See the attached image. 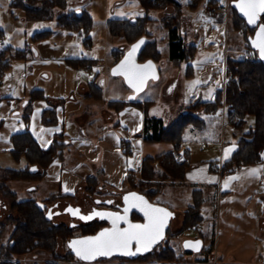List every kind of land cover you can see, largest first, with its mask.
I'll return each instance as SVG.
<instances>
[{
    "label": "rangeland",
    "instance_id": "374dc122",
    "mask_svg": "<svg viewBox=\"0 0 264 264\" xmlns=\"http://www.w3.org/2000/svg\"><path fill=\"white\" fill-rule=\"evenodd\" d=\"M17 1L18 0H0V31L5 40L4 45L0 46V48L10 49V54L12 56H16V52L24 54V56L20 58H10L9 68L0 75V91L11 103L9 105L13 108L12 112H17L20 115L23 114L22 107L23 104L29 100L30 91L42 89L44 90L43 93L45 96H49L57 105L64 107L65 127L67 128L68 124L72 123V131L69 129V133L72 134L70 138H99L100 133L107 128V124L104 121L103 110L107 108L108 100L122 98L124 95L123 91L127 90V92H130L129 89H126L127 87H125L122 77L113 76L110 73L111 65L114 62L112 54L115 50L119 49L121 44L127 46L128 44H126L124 39H107L106 37L105 40L104 17L101 11L103 0H93L94 8L92 12L93 16L92 18L90 17L91 31L89 34L83 29L79 31L65 28L61 29L58 27L59 22L54 20L55 18L39 20L30 24V21L33 20L28 19L26 9L22 6L23 4ZM192 1L193 0H175L176 6H178L179 10L182 12L180 33L184 36L183 28H188L186 42L187 44L193 45L195 49L193 56L188 61H183L179 65H172L168 59V32L162 24L164 18L174 14L176 10L174 7H167L162 10L148 13L152 21L147 24V29L159 42V51L162 54V60L157 65L160 74L157 80H149L146 89L135 98L141 102H153L150 112L156 117H159L166 126L173 123L182 113H185V107L188 106L190 102L194 101L193 98L188 96L185 88L193 84L185 77L188 64H191L199 74V69L205 64L210 63L215 72V87L216 89H220L219 87L223 86H221V81L223 82L224 80L223 70L227 57L252 61L244 59V55L246 56V54L251 58L253 56L246 41L248 37L252 36V32L244 26H241L239 30L233 29L231 25L233 12L230 8V2L232 0H202L195 6L192 5ZM65 2V7H68V9L72 10V14H75L74 18L79 19L81 14L85 17L86 13H88L83 9L85 2L88 3V0H65ZM215 2H217V4ZM228 4L227 21L225 17L223 21L219 22H217L219 17L212 19L206 18L204 12L205 7L217 5L224 6ZM36 6L37 5H35V7ZM56 10L63 9L56 8ZM139 10H141V8ZM69 15H60L59 13L58 18L60 17L62 19ZM25 17L27 18L25 19ZM183 19L187 21L186 25L182 24ZM40 34L44 35L41 36L40 39H35L36 35ZM87 37H89V41ZM106 51H109L108 58H110V62L108 63L106 58H104L106 57ZM118 51L120 52L123 50ZM89 53L93 54L95 58H98L100 62L97 63H102L101 65H105V67L98 66L99 64L96 63L84 68L81 66L74 68V66L69 63L72 60L84 59ZM70 65H72L73 68ZM67 66L74 69V71H78L74 79L66 73L68 69ZM73 80L77 81V85L81 82L88 83L93 80L101 83L104 100L101 102L85 101L78 88H73ZM204 99L209 101L215 100V98ZM223 108V118L221 114L218 113L211 116L208 123V130L203 132L202 139H198L199 143L197 145L200 148L205 146V143L208 141L213 142V140L219 138L220 135H223L226 143L239 139V133H235L233 126L230 125L228 121L225 106ZM111 112L116 118V114H114L113 111ZM84 115L88 117V121L82 124L83 122H80L82 121L80 118ZM252 124L253 118L249 117L248 123L243 130H247ZM193 140L197 141V139ZM262 161L264 162V148L261 152V161L258 163L261 164ZM26 165L27 164L24 165V161H22V164H17L8 157V155H4L0 158V175L4 173V169H23ZM65 165L70 169L67 162H65ZM234 172L225 173L223 175L218 173L217 188L214 187L212 192H210L204 206L205 215L214 212L218 205H223L228 201V198H225L226 195L223 196L222 202L218 199V191L221 190L222 180H224L225 188L232 186L231 189L234 191L246 185L248 182L247 178H242L241 176L234 177ZM27 182L29 183V181H14L8 183L9 188L18 194V200L20 201L33 198L37 201L42 199L44 201V198L48 197L46 195H50L53 191L52 189H45L38 194H32L25 188L28 184ZM261 187L264 188V181ZM173 192L172 189H168L164 191L162 198L156 195L151 198V200L148 199L151 202L156 201L171 209L172 207L183 209L187 207L188 203L192 202L190 191L188 192L187 190L188 193L185 192V194L179 196ZM85 195L88 194L84 192L77 193V197H74L75 200H73V203L81 204L86 208L83 199ZM109 195L111 194L108 191L103 190L97 191L91 196L106 197ZM115 195H118V192L115 193ZM0 198L4 204L10 207L12 202L10 198L4 197L2 193L0 194ZM5 211L6 210H0V221L4 220ZM176 218L173 224H170L165 240L155 249L160 247L173 249L176 256L184 257V259L179 262H145L143 260H138L139 258L133 261L122 258H112L109 260L99 259L97 262L90 264H190L191 262L187 261L190 258H200L204 255L209 249V244L206 240L202 251L191 254L186 253L187 251L183 249V242L186 239H193L196 237L197 231L192 232L186 230L177 235V232L182 229V223L180 222L179 216ZM81 226L73 230V236L82 235ZM12 231L13 225L8 224L0 237V248L10 240ZM67 251L68 249L65 242L58 247V257L56 256L57 258L55 260L50 254L42 250H35L26 255H16L12 258L22 260L17 264H83L75 259L67 258ZM185 257L188 260H185Z\"/></svg>",
    "mask_w": 264,
    "mask_h": 264
},
{
    "label": "crops",
    "instance_id": "0c3cea01",
    "mask_svg": "<svg viewBox=\"0 0 264 264\" xmlns=\"http://www.w3.org/2000/svg\"><path fill=\"white\" fill-rule=\"evenodd\" d=\"M17 2L20 4L24 2V5H30L28 0H18ZM93 8V0H88V3L85 2V6L83 7L84 11L88 12L87 14L91 18L93 16ZM139 9L140 5L136 0H103L101 11L104 17L105 40L106 37L107 39L115 38L125 40L121 36H112L109 34L107 27L108 21L126 20L133 22L135 18L143 17L144 15V12ZM59 13L60 15H69L72 14V10L67 7L63 10L54 11V20L58 21ZM218 17L217 22L223 21L221 15ZM34 22L30 21V24ZM182 24L186 25L187 21L183 19ZM58 27L62 29L60 24ZM183 29L185 35L183 36L182 33L181 35L186 42L188 28L185 27ZM151 39L156 40L159 51V42L152 34ZM128 48L129 46L121 44L119 49L115 51L123 50L125 52ZM104 49L106 50L105 47ZM35 53L37 54L36 51ZM159 53L161 58L155 62L156 66L162 60V54L160 51ZM105 55L106 57L104 58H106L107 63L110 62V58H108L109 51ZM114 55L113 53V61ZM167 55L169 59V41ZM84 59L94 61L92 64L100 62L98 58H95L90 53ZM169 61L174 65L170 59ZM97 64H99L98 66H102V63ZM70 66L73 68L72 65ZM102 67H105V65ZM72 68L68 67L66 73L74 79L78 71H74ZM158 71L160 74L159 69ZM225 76L226 60L223 79ZM185 77L190 83H193L185 87L188 96L194 100L189 105L198 102H213L214 100L209 101L204 98H216L218 91L222 90V87H219L220 89H216L215 87V72L210 63L201 67L199 74L191 64H188ZM88 83L81 82L77 85V81L73 80L72 86L73 88H78L84 100L87 102H101L104 100L103 89L101 83L98 82L102 90V99L96 101L86 97ZM222 85L223 82L221 81ZM125 87L127 86L125 85ZM126 89L129 88L127 87ZM39 90L44 91L42 89ZM129 91H123L124 95L122 98L108 100L107 108L103 110L107 128L96 139L81 137L75 139L70 138L72 134L69 132L72 131V123H69L67 128L65 127L64 107L57 105L54 100L49 96H45L44 93L43 99L33 100L31 102L29 106L30 110L27 112L29 117L28 120H25L24 115L27 111L25 109L28 101L23 104V114L20 115L17 112H12L13 108L9 105L11 103L0 91V158L8 155L17 164H22V161H24V165L28 164L25 157L16 159L12 154L14 147L12 136L15 134L26 132L43 150L50 148L53 140L58 138L61 146L58 148L55 158L45 169L38 170L39 178L33 180V182H27L28 184L25 188L28 192L38 194L45 189H52V193L46 195L48 197L55 194L74 195L80 192L85 193L84 190L87 188V180L89 178H95L98 181L99 191L115 190L122 193L130 191L129 184H126L125 181L128 173L134 172L140 175L142 162L146 157H157L173 151V143L166 140H150L153 129L151 127L145 128L143 110L145 103H151L147 109L148 116L150 118H160L150 112L153 102H141L136 98L129 99V97H132V91L130 89ZM72 99L75 100L74 98ZM119 103H122V105ZM137 104L140 106H137ZM188 106L185 107V113H187ZM111 111L116 114V118ZM185 113H182L168 126L162 121L163 127L169 128ZM217 113L221 114L223 118L224 108L216 112H208L205 111L204 107H200L197 111H193L194 116L201 120V122L197 125L188 124L183 128L180 148L177 151H173V154L175 152H181L184 158V161H175L178 164L184 163L185 165L183 180L168 183L157 196L162 198V194L168 189H172L174 191L173 193L177 196L190 191L192 202L188 203L186 208H170L176 213V217H180L181 223L183 221L182 213L193 206L194 196L202 200L200 231L203 237L200 238L202 240V248L200 251L203 250L206 240L209 244V249L200 258H190L188 260L185 257V260H188L187 262H191L190 264H264V188L261 187L264 181L263 161L261 164L255 163L235 170L234 177H246L248 180L246 185L241 189H235L234 191L231 189L232 186L225 188L224 180H222L221 190L218 191V199L222 202L223 196L226 195L225 198H228V201L223 205H218L214 212L204 214V206L208 200V196L214 187L217 188L218 172L211 166L212 163L224 164L237 149V140L235 139L236 141L233 140L226 143L223 135L215 138L213 142H206L205 146L201 148L197 145L199 143L198 139L203 138V132L208 130V123L211 116ZM80 119L82 120L80 122H83L82 124L88 121L86 115ZM193 139H197V141ZM65 162L70 166V169L65 165ZM153 165L157 170L159 169L158 161H155ZM26 167L24 166L23 169ZM252 170L256 171L253 172ZM219 174L222 175V172ZM154 203L157 202L154 201ZM176 217L172 219L171 225L175 221L174 219H177ZM195 238H197V233L193 240ZM186 253L191 254L195 252Z\"/></svg>",
    "mask_w": 264,
    "mask_h": 264
},
{
    "label": "trees",
    "instance_id": "16d2710c",
    "mask_svg": "<svg viewBox=\"0 0 264 264\" xmlns=\"http://www.w3.org/2000/svg\"><path fill=\"white\" fill-rule=\"evenodd\" d=\"M29 4L24 5L28 19L33 21L46 20L53 18V13L56 8L65 9V0H28ZM141 10L144 12L143 17H137L134 21L110 20L107 27L109 34L112 36H121L125 38L128 46L141 37L147 38V44L143 49L139 61L160 60L161 55L157 49L156 40L151 39V33L147 29V24L152 21L148 16L151 11L162 10L167 7H174L176 12L163 20V26L168 31L169 41V59L174 65H179L183 61H188L195 51L194 46L187 44L180 33V19L182 12L176 6L175 0H136ZM202 0L192 1V5H196ZM217 4V2H215ZM35 5H37L35 7ZM231 8V6H230ZM233 17L231 25L234 30H239L241 26L254 33V29L247 27L245 21L241 19L236 11L232 9ZM75 14L65 16L62 19L59 17L58 22L62 28L68 30L79 31L83 29L87 34L91 31V18L86 13L85 17L74 18ZM261 22L264 23V15ZM2 32L0 31V34ZM45 34V33H44ZM44 34L36 35L35 39H40ZM248 39V38H247ZM247 45L251 52L257 57V53ZM89 41V37H87ZM10 49L0 48V75L9 68L10 58H20L24 56L21 52H16V56L10 54ZM116 52V51H115ZM114 52L113 65L121 59L124 51ZM258 58V57H257ZM74 67H86L94 61L80 59L69 62ZM226 75L230 79V84L225 90H219L213 102L190 104L187 108V113L183 114L169 128H164L161 119L150 118L147 109L151 103H145L144 122L145 128L153 129L151 141L166 140L173 143V151H177L182 143L181 132L188 124L197 125L201 120L194 116L193 111L204 107L205 111L216 112L225 106L227 117L230 125L233 126L235 133H239L237 140V149L234 151L229 160L222 166V175L235 170L258 163L261 161V152L264 148V64L259 60L247 61L242 59L226 58ZM86 97L99 101L102 99V90L96 80L88 83ZM44 94L39 89H34L29 93V100L26 104L25 120H28L27 112L30 110V104L33 100L43 99ZM122 105V103H119ZM137 106H140L137 104ZM253 118V124L247 130H243L248 123V118ZM13 150L12 154L16 159L25 157L28 162L27 167L23 170L6 169L0 175V192L4 197L10 198L12 201L10 207L7 206L4 220L0 221V237L5 231L8 224L13 225L11 238L0 248V256L4 258H12L13 256L26 255L35 250H42L50 254L55 260L57 249L60 244H64L73 236V230H70L64 225H55L49 219L45 218L42 205L45 202H50L55 195L37 201L36 199L18 200L17 193L13 192L8 183L12 181H33L40 177L37 174H31L28 169L30 166H37L39 169L45 167L55 158L58 148L61 146L59 139L53 140L50 148L43 150L39 145L30 138L27 133L15 134L12 136ZM173 151L162 154L157 157H146L142 162L140 175L130 172L126 176V184H129L130 190L148 196L151 200L154 196L162 191L170 182L181 181L184 177L185 165L175 162ZM159 162V169L154 167V162ZM43 171V170H42ZM98 181L95 178L87 180V188L84 190L86 194L93 195L99 191ZM202 200L194 196L193 206L185 210L182 221V229L177 232V235L190 229L197 231V238H202L203 235L200 229L202 220L201 214ZM9 211V212H8ZM138 219L136 215L133 217ZM101 225L97 223L81 226L82 234H94L99 230ZM99 228V229H98ZM57 256V257H56ZM75 259L74 256L67 251V258ZM125 259V258H122ZM184 257L176 256L174 250L167 247L154 249L147 256L140 257L138 260L155 261V262H179ZM76 260V259H75ZM7 264V263H0Z\"/></svg>",
    "mask_w": 264,
    "mask_h": 264
},
{
    "label": "snow or ice",
    "instance_id": "6c2138e0",
    "mask_svg": "<svg viewBox=\"0 0 264 264\" xmlns=\"http://www.w3.org/2000/svg\"><path fill=\"white\" fill-rule=\"evenodd\" d=\"M236 7L247 17L249 24H255L259 15L264 13V0H239ZM140 43H143V41ZM253 45L259 49L260 56L264 59V25L259 26L257 38L253 42ZM138 47L139 44L134 45L125 60L113 72L114 74L119 72L124 75L130 86L140 90L151 73L152 65L150 62L142 66L131 64V58ZM131 98L129 97V99ZM252 171L255 172L256 170ZM130 196L132 197V202L129 204V207L124 209V215L122 216L115 213H94V215L101 216L102 218L105 216L109 218L112 223L111 229H104L95 237L75 240L70 243L69 246L73 248L80 259L90 261L97 256H109L113 252L133 255L134 253L129 250L133 243L136 245V250L141 251L146 250L156 243L158 239L162 238L163 229L171 213L163 208L148 204L143 197L137 196L134 193L130 194ZM125 201L127 203L129 197H125ZM137 207L144 214L146 222L143 224H133L127 218L129 208ZM72 214L77 215L78 211H74ZM81 219H91V217H81ZM121 221L127 227L121 229L119 227ZM185 246L188 247L190 245L186 244Z\"/></svg>",
    "mask_w": 264,
    "mask_h": 264
},
{
    "label": "water",
    "instance_id": "95a60500",
    "mask_svg": "<svg viewBox=\"0 0 264 264\" xmlns=\"http://www.w3.org/2000/svg\"><path fill=\"white\" fill-rule=\"evenodd\" d=\"M239 2V0H232L230 2V6L232 9H234L237 13V15L243 19L247 25L248 28L250 29H254V33L252 36L248 37V44L249 46L251 47L252 50H254L256 53H257V57H258V60L260 62H262L264 64V59L261 58L260 56V51L258 48L254 47L253 45V42L256 40L257 38V32L259 31V26L260 25H264L263 22H261V19H262V16L264 15V13H261L259 15V17L257 18V21L255 24H249L248 23V20H247V17L243 15V13H241V11L239 10V8L236 7V4ZM79 13V12H78ZM141 41H143V43H140ZM139 44V47L136 49L133 57L131 58V64H134L136 66H142V65H146L148 64L149 62L151 63L152 65V70H151V73L149 74L148 76V79L144 82V84L142 85V87L140 88V90H137L135 88H133L132 86H130L128 80L125 78L124 75L120 74L119 72H117L116 74H114L113 70L114 69H117V66L121 64L122 61L125 60V58L128 56L129 52L132 50L133 46L134 45H137ZM147 44V38L146 37H141L139 38L138 40H136L135 42H133L129 48L124 52L123 56L121 57V59L119 61H117L110 69V73L111 75L113 76H120L122 77L125 85L132 91V98H135L137 95H139L140 93H142L145 89H146V86H147V83L149 80H157L159 78V71H158V68L156 66V63L149 59V60H146L144 62H140L139 61V57L143 51V49L145 48ZM29 172L31 174H34L37 172V167L35 165L31 166L30 169H29ZM136 194L137 196H140V197H143V199L145 201L148 202V204L154 206V207H159V208H163L165 209L167 212L171 213V215L167 218V222H166V225L163 229V235H162V238L158 239L156 241V243L152 244L150 247H148L146 250H141V251H137L136 250V245L135 243H133L131 246H130V251L132 253H134L133 255H125L121 252H113L111 255L109 256H97L95 259L93 260H90V261H85V260H82L80 259L77 255H76V252L73 250L72 247H70V243L72 241H75V240H82V239H85V238H88V237H95L97 236L101 231H103L104 229H111L112 228V223H111V220L109 218H107L106 216L104 218H102L101 216H98V215H94V213H115V214H118V215H124V209L126 207H129V204L132 202V197L130 196V194ZM125 197H129V201L126 203L125 201ZM121 202H122V206L120 207L119 211H113V210H109V209H95L94 211L88 213V214H84L81 212L80 210V207H73L71 209L72 212L74 211H78V214L77 215H73V217L75 218H78L80 219L84 224H87L91 221H93L94 219H97L98 221L100 222H106L108 225L105 226V227H102L100 228L99 230H97L94 234H88V235H80V236H74V237H71L67 242H66V246H67V249L69 250V252L74 256V258L80 262V263H83V264H90V263H95L97 262L99 259H112V258H125V259H128L130 261H133V260H136L140 257H144L146 255H148L149 253H151L160 243H162L165 238H166V233L170 227V224H171V221L172 219L176 216V213L171 210L170 208L164 206V205H161V204H158V203H154V202H151L148 197L136 190H130V191H126L124 193H122L121 195ZM133 214H135L138 218H140V220H133L132 216ZM91 217V219H81V217ZM45 217L47 218V214L45 215ZM127 218L129 220V222L133 223V224H143L145 223V218H144V214L142 211H140V209L137 207V208H129V211L127 213ZM119 227L121 229L127 227V225L121 221L119 223ZM199 242V243H197ZM188 244L190 246L186 247L185 245ZM202 248V240L200 238L198 239H186L184 242H183V249L185 251H191V252H198L200 251Z\"/></svg>",
    "mask_w": 264,
    "mask_h": 264
},
{
    "label": "flooded vegetation",
    "instance_id": "af4514ba",
    "mask_svg": "<svg viewBox=\"0 0 264 264\" xmlns=\"http://www.w3.org/2000/svg\"><path fill=\"white\" fill-rule=\"evenodd\" d=\"M255 60H258V58L254 56L253 61ZM38 170L39 168L37 167V172L34 174H37V173L39 174ZM108 192L111 195L106 196V197H100V196L93 197V196L85 195L83 199H84V202H85L84 204L86 208L81 204L73 203V200H75L74 197H77V194H74V195L55 194V198H53L50 202H45L42 205V209H44V215L47 214V219H49L53 224L64 225L68 227L70 230L79 228L81 225H87V224H92V223L100 224L101 226L99 228H102V227L107 226L108 224L106 222H100L97 219H94L93 221L87 224H84L80 219L73 217V214H72L73 212L71 211V209L73 207H80L81 212L84 214H88L94 211L95 209H109L113 211H119L120 207L122 206V202H121L122 192L115 191V190H111ZM117 192H118V195H115V193ZM50 197L52 196H49L47 198H50ZM40 201H43V200H40ZM7 209H8L7 205L4 204L2 202V199L0 198V210L4 211ZM134 215L135 214H133L132 218L134 217ZM133 220H140V218L138 219L133 218ZM187 252H191V251H187Z\"/></svg>",
    "mask_w": 264,
    "mask_h": 264
},
{
    "label": "built area",
    "instance_id": "2783aa9c",
    "mask_svg": "<svg viewBox=\"0 0 264 264\" xmlns=\"http://www.w3.org/2000/svg\"><path fill=\"white\" fill-rule=\"evenodd\" d=\"M228 8H229V5H217V6H213V7H210V6H207L204 8V12H205V15H206V18L208 19H212V18H216L218 16H222L223 18L225 17L226 18V21H227V16H228ZM5 43V40H4V36L2 34H0V46L4 45ZM244 59H248V60H254V57L252 56L249 57V55L246 54V56L244 55ZM230 84V79L229 77L226 75L224 77V80H223V90H225V88L227 86H229ZM173 157H174V160L176 162H181V161H184V158L181 154V152H175L173 154ZM214 169H216V171L218 173H221L222 171V166L223 164L221 163H215L213 162L212 165H211ZM192 231L194 230L193 228L191 229ZM22 260L20 259H14V258H4L2 256H0V263H7V264H17L19 262H21Z\"/></svg>",
    "mask_w": 264,
    "mask_h": 264
}]
</instances>
